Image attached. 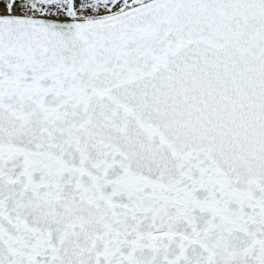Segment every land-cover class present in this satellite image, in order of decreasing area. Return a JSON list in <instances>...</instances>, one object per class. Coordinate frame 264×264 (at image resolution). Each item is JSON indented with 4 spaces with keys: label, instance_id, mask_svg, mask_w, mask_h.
Here are the masks:
<instances>
[{
    "label": "snow or ice",
    "instance_id": "obj_1",
    "mask_svg": "<svg viewBox=\"0 0 264 264\" xmlns=\"http://www.w3.org/2000/svg\"><path fill=\"white\" fill-rule=\"evenodd\" d=\"M0 264H264V0H0Z\"/></svg>",
    "mask_w": 264,
    "mask_h": 264
}]
</instances>
